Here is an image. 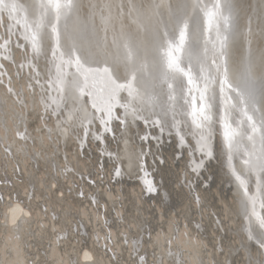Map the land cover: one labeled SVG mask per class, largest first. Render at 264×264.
I'll return each instance as SVG.
<instances>
[{
	"label": "bare ground",
	"instance_id": "1",
	"mask_svg": "<svg viewBox=\"0 0 264 264\" xmlns=\"http://www.w3.org/2000/svg\"><path fill=\"white\" fill-rule=\"evenodd\" d=\"M154 2L167 20L181 0ZM152 3L78 0L77 15L89 30L81 46L115 54L131 37L142 54H148L151 71ZM228 3L233 19L226 48L231 77L235 80L242 61L250 56L253 76L264 78V0ZM132 5L142 13L139 20ZM190 34L197 41L194 27ZM15 42L24 43L14 38V63L0 60L8 73L0 77V264H84L85 250L93 257L91 264H249L250 259L259 264V250L246 239L242 193L227 172L218 126L213 158H205L198 173L192 171L193 160L202 157L193 153L191 137H186V146L180 145L169 126L171 114L163 121V131L129 115L125 125L113 120L112 132L104 133L102 140L95 138L103 133L98 121L85 137L80 119L60 123L46 111L50 96L60 101L59 92L47 83L50 51L47 58L34 59L30 49L17 48ZM21 63L26 67L21 69ZM114 71L124 83L123 66L114 65ZM73 95L68 85L60 101L64 111L77 106ZM119 95L129 111L142 106L139 85H134L133 97L126 91ZM258 107L264 112V100ZM115 112L125 119L124 108ZM142 114L157 118L148 108ZM142 167L151 174L156 193L145 191ZM236 167L241 169L239 161ZM250 189L255 191L254 182ZM8 203L19 204L27 214L13 223V216L5 215Z\"/></svg>",
	"mask_w": 264,
	"mask_h": 264
},
{
	"label": "snow or ice",
	"instance_id": "2",
	"mask_svg": "<svg viewBox=\"0 0 264 264\" xmlns=\"http://www.w3.org/2000/svg\"><path fill=\"white\" fill-rule=\"evenodd\" d=\"M77 5L78 0H0V27L4 28V34H0V60L14 63L10 55L14 38L24 42H15V46L30 49L34 59L42 55L47 58L50 51L48 87H55L63 101L70 85L77 106L64 111V104L50 96L46 111L51 110L60 123L71 125L80 119L85 137L94 121L103 128V133L95 134L99 141L104 133L112 132L113 120L125 125L129 115L134 121L144 120L163 131V121L171 114L169 126L176 130L180 145L186 146V137H191L193 153L202 157L193 160V172L198 173L205 158H213L218 126L227 172L242 193L246 239L256 245L259 264H264V112L258 107L264 100V78L253 76L250 56L242 61L235 80L231 77L226 58L233 33L228 0H181L175 12L169 10L167 20L153 0L151 71H147L148 54H142L131 37L117 46L115 54L99 50V46L95 52L91 47L84 49L80 40L89 30L80 22ZM132 8L139 20L140 9L135 5ZM193 27L198 35L195 42L190 34ZM116 64L124 68V83L115 75ZM28 66L37 77L40 75L35 66L31 63ZM19 67L23 69L26 65L21 63ZM4 69V63H0V77L8 75ZM3 83L0 79V84ZM36 83L40 84V80ZM134 85L143 88L142 106L129 111V105L121 103L119 94L126 91L133 97ZM8 91L13 89L8 86ZM81 102H84L82 117ZM117 107L125 109V119L116 115ZM146 108L157 118L144 116ZM17 135L24 138L22 133ZM236 161L241 165L239 170ZM141 171L145 191L156 193L151 174L143 167ZM115 175H121L119 168ZM253 182L255 191L250 189ZM4 209L6 216L16 219L25 214L22 206L16 210L11 203L5 204ZM249 264L255 261L250 259Z\"/></svg>",
	"mask_w": 264,
	"mask_h": 264
},
{
	"label": "clouds",
	"instance_id": "3",
	"mask_svg": "<svg viewBox=\"0 0 264 264\" xmlns=\"http://www.w3.org/2000/svg\"><path fill=\"white\" fill-rule=\"evenodd\" d=\"M12 207L15 208L16 210H20V208H21V206L19 204H16V205H14ZM25 214H26V212H25ZM15 219L16 218L13 217V223L15 222ZM82 259H83L84 262H89V264H91V261H92L93 257L87 250H85L83 252Z\"/></svg>",
	"mask_w": 264,
	"mask_h": 264
},
{
	"label": "water",
	"instance_id": "4",
	"mask_svg": "<svg viewBox=\"0 0 264 264\" xmlns=\"http://www.w3.org/2000/svg\"><path fill=\"white\" fill-rule=\"evenodd\" d=\"M128 94V93H127ZM178 118H177V120H179L180 118H179V116H177ZM193 143H194V141H193ZM213 145H214V139H213ZM197 155H198V157H200V154L199 153H197ZM200 159V158H199ZM148 193V192H147ZM148 194H150V193H148ZM82 231H84V229L82 230Z\"/></svg>",
	"mask_w": 264,
	"mask_h": 264
}]
</instances>
